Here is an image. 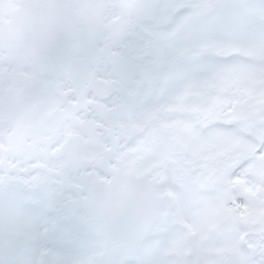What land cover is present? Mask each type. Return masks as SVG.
<instances>
[{"label": "snow or ice", "instance_id": "obj_1", "mask_svg": "<svg viewBox=\"0 0 264 264\" xmlns=\"http://www.w3.org/2000/svg\"><path fill=\"white\" fill-rule=\"evenodd\" d=\"M9 3L0 264H264V0Z\"/></svg>", "mask_w": 264, "mask_h": 264}, {"label": "clouds", "instance_id": "obj_2", "mask_svg": "<svg viewBox=\"0 0 264 264\" xmlns=\"http://www.w3.org/2000/svg\"><path fill=\"white\" fill-rule=\"evenodd\" d=\"M10 11H11V5L9 3V0H0V16L7 18L10 14ZM132 223L133 221L131 214H128L117 224V227L120 230L124 231L130 229L132 227ZM100 235H103V233L101 232ZM129 264H135V262L130 261Z\"/></svg>", "mask_w": 264, "mask_h": 264}]
</instances>
